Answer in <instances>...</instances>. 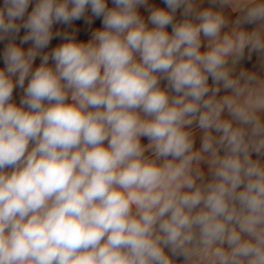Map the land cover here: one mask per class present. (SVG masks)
<instances>
[{
    "label": "clouds",
    "instance_id": "1",
    "mask_svg": "<svg viewBox=\"0 0 264 264\" xmlns=\"http://www.w3.org/2000/svg\"><path fill=\"white\" fill-rule=\"evenodd\" d=\"M5 40L0 264H264V0H3Z\"/></svg>",
    "mask_w": 264,
    "mask_h": 264
},
{
    "label": "crops",
    "instance_id": "2",
    "mask_svg": "<svg viewBox=\"0 0 264 264\" xmlns=\"http://www.w3.org/2000/svg\"><path fill=\"white\" fill-rule=\"evenodd\" d=\"M152 2V0H150V3ZM156 3H161L162 0H155ZM3 3V0H0V4ZM206 4H207V0H206ZM31 8H32V5L29 6V12L31 11ZM141 13L145 16H147V12L145 10V8H141L140 9ZM91 17V13H90V10L88 11V13H86V17L85 18H82L80 20H77V21H73V23L71 25H56L54 26V30H60L61 32H68V33H72L73 30L75 29L76 30V38L77 40H83V41H87L88 39L91 38V31H93L95 29V27L97 25H99V20H96L95 18H92L93 19V23L91 25H89L87 22H86V19L87 18H90ZM177 18L179 19L180 18V15H179V11L177 13ZM248 27H251V26H248ZM169 31H171V29L169 28ZM25 34V30L24 29H21V32L19 34V36L16 38L15 40V43L19 44L20 43V38ZM8 41L5 40L3 42H0V56H2V53H3V48L4 46L6 45ZM63 41L60 39V38H55L51 44L49 45V48L45 49L44 51L47 52V51H50L52 47L56 46L58 43H62ZM25 49H27L28 47L31 46V42H28L27 44H24L22 45ZM40 63V58L38 57L37 60L35 61L34 63V67L38 66ZM51 63V61H50ZM242 65H246L248 66L250 69H253V70H261L260 69V60L257 56V54H253L252 56V59L251 60H248L247 58H245L244 61H242ZM3 61L2 59H0V67H3ZM26 84H27V81H26ZM25 84V86H26ZM23 96V90L20 89V88H16L14 89V93H13V100L14 102H16L17 104H19L20 102V99L21 97ZM198 136H199V133H198ZM144 143H147V140L144 139L143 141ZM199 144V138H197V145ZM254 158H255V154H254ZM206 167V166H205Z\"/></svg>",
    "mask_w": 264,
    "mask_h": 264
}]
</instances>
